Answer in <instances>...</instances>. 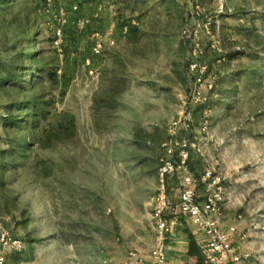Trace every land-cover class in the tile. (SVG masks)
Masks as SVG:
<instances>
[{
	"label": "rangeland",
	"instance_id": "obj_1",
	"mask_svg": "<svg viewBox=\"0 0 264 264\" xmlns=\"http://www.w3.org/2000/svg\"><path fill=\"white\" fill-rule=\"evenodd\" d=\"M74 3L18 0L0 12V58L36 35L40 60L57 74L45 85L54 107L41 127L69 112L78 132L45 149L29 132L5 130L12 97L0 91V236L20 243L0 245L6 264H128L134 249L149 256L160 170L173 163L179 194L183 140L191 171L222 179L219 225L236 229L235 256L264 264V0H83L76 13ZM22 5L39 7L30 34L14 24ZM113 24L129 34L114 37ZM197 43L203 76L190 69Z\"/></svg>",
	"mask_w": 264,
	"mask_h": 264
},
{
	"label": "built area",
	"instance_id": "obj_2",
	"mask_svg": "<svg viewBox=\"0 0 264 264\" xmlns=\"http://www.w3.org/2000/svg\"><path fill=\"white\" fill-rule=\"evenodd\" d=\"M83 0H75L72 5L74 13L79 12L80 4ZM63 25L65 21L61 19ZM130 27L123 26L120 29L122 37H126L129 33ZM198 36V35H197ZM195 37V39L197 38ZM103 35L101 32L94 34V52L100 54L102 49ZM63 40V33L61 28L54 32V39L52 47L55 50H60ZM192 52L193 61H191L190 69L192 72H199L202 76L207 70L206 67L202 68L201 63L198 62L202 56V50L197 43L194 45ZM89 65L90 62H87ZM205 69V70H202ZM93 71L90 72L93 75ZM211 88V87H210ZM212 89V88H211ZM176 147L181 151L179 159V169H182L180 180V199L176 206L170 203L168 193V179L175 175V166L170 161H165L162 169L160 170L161 190L156 199L152 217V228L155 234V244L150 253L151 263L148 262L140 249H134L130 254L128 264H169L168 263V242L172 235V225L168 214H178V217L189 218L192 223L204 230L206 233L207 243L204 248V256L206 264H242L240 258L236 257L233 250L231 240L233 234L236 232L235 228H231L228 233L222 232L219 225V217L222 210V201L224 198L223 189L220 187L221 177L212 178L211 172H203V175L197 177L190 169L189 160V145L186 140L176 142ZM169 153L174 156V153L169 149ZM203 188L204 199L199 201V190ZM0 245L2 250L9 247H16L20 245L17 240H13L7 234H1ZM7 260L5 254L0 251V264H6Z\"/></svg>",
	"mask_w": 264,
	"mask_h": 264
},
{
	"label": "trees",
	"instance_id": "obj_3",
	"mask_svg": "<svg viewBox=\"0 0 264 264\" xmlns=\"http://www.w3.org/2000/svg\"><path fill=\"white\" fill-rule=\"evenodd\" d=\"M15 2L18 0H0V12L5 11L2 9H6L8 4L13 5ZM2 5L6 7L2 8ZM28 10L27 5H22L18 20L14 22L25 34L33 31L31 28L36 20L32 21L30 14L37 15L39 7L30 9V13ZM37 37L27 36L26 45L19 55L11 60L5 61L0 58V91H7L12 97L3 108L6 112L5 130L14 129L24 134L29 132L33 143L38 142L42 148L48 149L56 143L72 140L78 132L76 117L69 112L58 114L54 123L41 127L42 121L49 120L54 107V100L49 99L52 91L51 88H45L46 82L53 85L58 77L49 65L40 60L44 53L40 48L36 50L34 47L37 44ZM17 94L24 96L19 99ZM64 95L61 94L63 97ZM170 179H168L170 203L176 206L180 193L175 195L176 197L173 196ZM171 216L172 214L167 215L168 218Z\"/></svg>",
	"mask_w": 264,
	"mask_h": 264
},
{
	"label": "crops",
	"instance_id": "obj_4",
	"mask_svg": "<svg viewBox=\"0 0 264 264\" xmlns=\"http://www.w3.org/2000/svg\"><path fill=\"white\" fill-rule=\"evenodd\" d=\"M111 31L114 37H120L121 39L120 29L114 24L111 26ZM170 222L173 232L168 242V263L206 264L203 251L208 237L205 231L195 226L189 218L178 217L176 213L172 214ZM222 227L223 230H227L226 225ZM141 252L147 261L151 263L150 255L147 256L143 250Z\"/></svg>",
	"mask_w": 264,
	"mask_h": 264
}]
</instances>
